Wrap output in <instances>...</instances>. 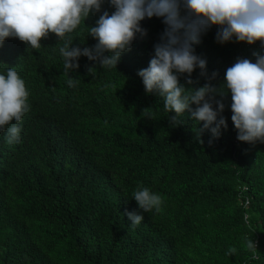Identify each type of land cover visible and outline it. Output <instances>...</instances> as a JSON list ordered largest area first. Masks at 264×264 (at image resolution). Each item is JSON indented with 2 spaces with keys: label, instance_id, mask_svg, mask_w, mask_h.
Listing matches in <instances>:
<instances>
[{
  "label": "trees",
  "instance_id": "trees-1",
  "mask_svg": "<svg viewBox=\"0 0 264 264\" xmlns=\"http://www.w3.org/2000/svg\"><path fill=\"white\" fill-rule=\"evenodd\" d=\"M104 11H115L109 0L63 39L49 33L39 49L15 37L0 43V74L17 71L30 105L17 142L7 143L11 125L0 129V264H264V143L236 139L224 85L228 67L255 63L264 48L234 37L218 43L217 26L193 45L206 61V76L192 72L193 87L215 72L210 82L225 92L227 128L213 138L187 111L169 124L164 97L146 94L137 75L154 56L162 18L140 22L147 35L137 34L116 69L80 56L65 74L59 47L72 39L70 47L93 48L87 27ZM139 187L161 195L160 212L139 209ZM128 212L144 219L133 226Z\"/></svg>",
  "mask_w": 264,
  "mask_h": 264
},
{
  "label": "clouds",
  "instance_id": "clouds-1",
  "mask_svg": "<svg viewBox=\"0 0 264 264\" xmlns=\"http://www.w3.org/2000/svg\"><path fill=\"white\" fill-rule=\"evenodd\" d=\"M102 3L103 0H0V43L15 37L32 49H39L42 38L53 33L63 39L90 12H99ZM109 3L115 11L111 15L104 11L95 27H87L88 35L98 41L93 48L70 47L72 39L59 47L65 74L79 67L80 56L98 61L102 68L116 69L121 54L130 50L137 34L141 38L147 35L140 22L162 18L165 28L153 46L154 56L148 67L137 73L145 93L157 92L164 97V110L174 113L168 117L173 127L181 123L178 117L187 111L192 119L203 122V129L209 130L213 138H218L221 128H227L222 115L225 92L210 82L215 79V72L208 77L209 82L193 87L198 83L191 79L195 69L199 68L200 75L206 76V61L194 54L193 45L200 42L201 35L210 27L217 26L218 43L229 42L234 37L237 42L249 45L259 41L264 48V0H109ZM106 52L111 55H104ZM253 55L255 63L237 59L224 76V85L231 93V120L237 130L236 139L249 144L264 143V55ZM88 71L94 75V68ZM182 74H187L184 84L179 79ZM67 83L72 87L74 79L69 76ZM28 95L24 80L14 68L10 67L6 76L0 74V129L11 125L6 134L9 144L19 140V123L30 108ZM148 109L142 113L151 119ZM133 199L143 213L161 211V195L146 187L134 191ZM126 215L133 226L144 219L134 212ZM246 248L257 251L252 239H246ZM235 252V248H229L226 254Z\"/></svg>",
  "mask_w": 264,
  "mask_h": 264
}]
</instances>
